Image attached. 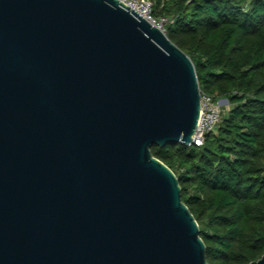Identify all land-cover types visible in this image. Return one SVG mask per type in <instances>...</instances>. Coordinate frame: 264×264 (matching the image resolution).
I'll list each match as a JSON object with an SVG mask.
<instances>
[{"label":"water","instance_id":"95a60500","mask_svg":"<svg viewBox=\"0 0 264 264\" xmlns=\"http://www.w3.org/2000/svg\"><path fill=\"white\" fill-rule=\"evenodd\" d=\"M200 91L119 0H0V264H209L151 152L191 144Z\"/></svg>","mask_w":264,"mask_h":264},{"label":"trees","instance_id":"16d2710c","mask_svg":"<svg viewBox=\"0 0 264 264\" xmlns=\"http://www.w3.org/2000/svg\"><path fill=\"white\" fill-rule=\"evenodd\" d=\"M155 14L202 91L228 104L201 145L151 152L178 177L208 263L247 264L264 253V0H157Z\"/></svg>","mask_w":264,"mask_h":264},{"label":"built area","instance_id":"2783aa9c","mask_svg":"<svg viewBox=\"0 0 264 264\" xmlns=\"http://www.w3.org/2000/svg\"><path fill=\"white\" fill-rule=\"evenodd\" d=\"M125 6L133 8L139 12L151 24L157 26L162 31L166 32V26L171 21L167 15H156L155 6L157 0H119ZM224 101L226 98L215 100L214 97L207 93L200 91V115L198 118L197 127L193 134V141L191 144L201 145L204 141L205 134L213 130L222 119Z\"/></svg>","mask_w":264,"mask_h":264},{"label":"rangeland","instance_id":"374dc122","mask_svg":"<svg viewBox=\"0 0 264 264\" xmlns=\"http://www.w3.org/2000/svg\"><path fill=\"white\" fill-rule=\"evenodd\" d=\"M225 102V105H227L228 104V101L226 102V101H224Z\"/></svg>","mask_w":264,"mask_h":264}]
</instances>
